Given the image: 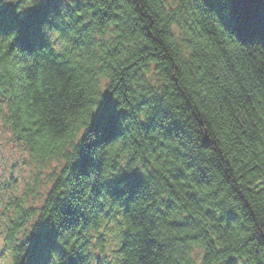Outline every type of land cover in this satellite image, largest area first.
Here are the masks:
<instances>
[{"label":"trees","instance_id":"obj_1","mask_svg":"<svg viewBox=\"0 0 264 264\" xmlns=\"http://www.w3.org/2000/svg\"><path fill=\"white\" fill-rule=\"evenodd\" d=\"M261 9L0 2V128L27 167L7 201L0 178L15 264H264Z\"/></svg>","mask_w":264,"mask_h":264},{"label":"rangeland","instance_id":"obj_2","mask_svg":"<svg viewBox=\"0 0 264 264\" xmlns=\"http://www.w3.org/2000/svg\"><path fill=\"white\" fill-rule=\"evenodd\" d=\"M9 135L0 128V178L5 193V201L9 195L22 189L23 180L27 178V167L20 147L9 140ZM1 257L9 255L3 240L0 241Z\"/></svg>","mask_w":264,"mask_h":264},{"label":"clouds","instance_id":"obj_3","mask_svg":"<svg viewBox=\"0 0 264 264\" xmlns=\"http://www.w3.org/2000/svg\"><path fill=\"white\" fill-rule=\"evenodd\" d=\"M0 2H4V3H6V2H8V0H0ZM232 34H234V33H232ZM234 35H235V34H234ZM235 37L237 38L236 35H235ZM237 39H238V38H237ZM52 40H55V37H52ZM60 50H61L60 48H57V51H60ZM21 52H22V62H23V59H26V56H27L28 54H31V53H32V51H28L27 49H23V50L21 49ZM99 106H100V104L98 105V109H99ZM7 111H8V109L5 108V112H7ZM93 117H94V116H93ZM93 117H92V124H93ZM141 119H143V117H141ZM91 128H92V127L89 126L88 131H87V132H84L83 135H84V136H87V135H88V132H90V129H91ZM76 144H77V141H74V142H73V147H76ZM116 151H117V148H116L115 146H113V147H109V148L107 149V152H108V154H109L110 157H111L112 154L115 153ZM111 247H112V245H109V247H107V248H103V249H101V248H96L95 251H96L97 253H100L101 255H104V253H107V252L110 251ZM49 255L52 256L53 259H55V255H54V253L50 252ZM66 259H67V258H66ZM0 264H15V257L12 256L11 254H9V255H7V256H4V257L0 258Z\"/></svg>","mask_w":264,"mask_h":264},{"label":"snow or ice","instance_id":"obj_4","mask_svg":"<svg viewBox=\"0 0 264 264\" xmlns=\"http://www.w3.org/2000/svg\"><path fill=\"white\" fill-rule=\"evenodd\" d=\"M251 2L252 0H228V5L232 8L247 7L251 4ZM262 10L264 9H261V11ZM229 18H233L235 20V23L243 28H250L256 22L254 17L242 11H237L235 12V14H233V12H230Z\"/></svg>","mask_w":264,"mask_h":264}]
</instances>
